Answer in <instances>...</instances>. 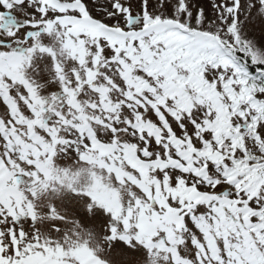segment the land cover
Returning a JSON list of instances; mask_svg holds the SVG:
<instances>
[{
    "label": "snow or ice",
    "instance_id": "obj_1",
    "mask_svg": "<svg viewBox=\"0 0 264 264\" xmlns=\"http://www.w3.org/2000/svg\"><path fill=\"white\" fill-rule=\"evenodd\" d=\"M0 264H264V0H0Z\"/></svg>",
    "mask_w": 264,
    "mask_h": 264
}]
</instances>
